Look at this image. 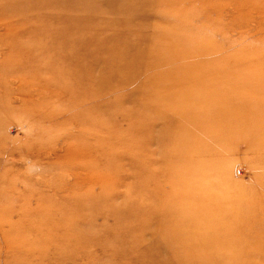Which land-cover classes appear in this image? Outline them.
I'll return each mask as SVG.
<instances>
[{"label":"rangeland","instance_id":"obj_1","mask_svg":"<svg viewBox=\"0 0 264 264\" xmlns=\"http://www.w3.org/2000/svg\"><path fill=\"white\" fill-rule=\"evenodd\" d=\"M0 264H264V0H0Z\"/></svg>","mask_w":264,"mask_h":264}]
</instances>
